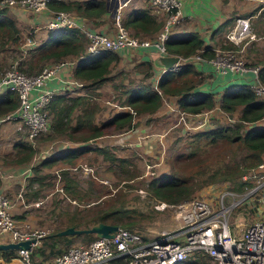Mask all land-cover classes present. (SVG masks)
Here are the masks:
<instances>
[{
	"label": "trees",
	"instance_id": "obj_1",
	"mask_svg": "<svg viewBox=\"0 0 264 264\" xmlns=\"http://www.w3.org/2000/svg\"><path fill=\"white\" fill-rule=\"evenodd\" d=\"M48 5L55 11L73 12L86 18L98 17L105 11L103 0L69 3L49 1ZM5 14L6 9H0V48L16 46L19 42L17 29L13 27L11 20L5 18ZM148 23V17L142 11L133 12V15H130L125 22L120 21L122 26L130 25V28L134 30L140 29ZM154 29H158V25ZM84 44V37L74 29L63 28L54 33L48 32L44 41L40 42L32 52H29L27 63L24 66L21 65L24 68L22 72L33 74L46 64L60 62L70 55L77 56L84 51ZM220 47L232 48L227 45ZM164 48L167 55L177 56L183 60H188L190 56L197 53L204 59L213 56L212 48L203 44V40L196 32H188L179 37H170L165 41ZM119 59L116 53L103 52L84 57L75 64L72 76L80 80L84 93L73 96L56 95L50 99L46 109L50 117L49 132L53 136H62V138L72 142H86L111 132L119 133L130 130L138 124L137 118H145V123L150 121L147 116L153 114L160 107L162 96L175 97L177 109L190 114L210 109L214 104L210 93H199L194 90L197 85L203 82L202 72L197 69L194 62L187 61L175 73L165 72L162 74L157 80L159 90L157 93L151 85L145 83V80L151 77L153 69L158 72L162 68L159 66L154 68L150 61L133 63L132 68L140 74L139 82L126 85L120 80L118 84H115L113 81L117 74L112 75L111 70ZM258 64L260 67L257 69V79L264 85V61H259ZM106 84H110L116 91L115 105L124 108V110L112 114L98 124L95 122L98 105L94 102V97H98L97 90ZM16 106L17 97L13 92L5 90L0 93V116L13 111ZM217 107L228 118L237 111V117L228 126H216L206 131L193 132L187 135L186 140L183 139L182 143L188 142L187 146L183 145V149L188 148L187 152L183 153L182 149L176 154V150L168 147L167 153L172 155L170 151L175 152L174 161L180 162L183 157H191L194 150H197L202 144L212 147L225 144L228 145L229 156L225 160L218 161L215 166L203 165L198 168L201 162L199 161L194 165L198 169L187 175H175L173 172L175 168L172 167L170 173L151 178L146 183V193L156 201L168 205H177L190 200L196 189L206 185H216V183L226 185L232 191L240 192L244 184L240 181V176L254 168L264 158V125L252 126L246 130V124H253L264 119V101L259 99L249 89L248 85L233 84L223 88ZM108 130L111 131L107 132ZM12 148L14 153L11 163L13 165L27 164L34 154L32 146L20 138L14 142ZM82 151H92L110 163L116 160L109 149L102 147L91 148L86 146L79 150L65 151L50 158L41 159L39 165L31 167L34 176L29 179L28 187L42 180L41 177L37 176L39 167H51L60 163L70 165L80 153L82 154ZM117 160L122 168L126 162L125 159L117 158ZM168 160L169 158L165 157V161ZM131 177V174H127V179L124 180H130ZM60 178L63 181L60 190L64 196L70 201H78V191L75 189L77 185L67 170L60 172ZM99 199L96 197L94 203ZM94 203L93 206L99 202ZM86 204L77 202L76 205L79 207V205ZM97 211L100 209L95 212L92 210V213L88 215L89 219H84L82 216H77L75 219L71 218L64 226L56 228L39 239V245L30 252V260L44 262L61 254L75 241L88 243L95 239L92 234L55 235L57 231L67 227L86 229L101 222L115 225L118 228L123 227L127 230L133 228L132 222L128 219L131 212L122 207L116 210ZM14 220L16 221L15 218ZM141 238L147 240L144 237ZM0 253L5 259L15 257V250H4ZM35 255L40 260H34ZM182 264L198 263L185 261Z\"/></svg>",
	"mask_w": 264,
	"mask_h": 264
},
{
	"label": "built area",
	"instance_id": "obj_2",
	"mask_svg": "<svg viewBox=\"0 0 264 264\" xmlns=\"http://www.w3.org/2000/svg\"><path fill=\"white\" fill-rule=\"evenodd\" d=\"M49 1L53 0H0V9L30 12L36 16L49 11L50 17L44 24L47 30L75 29L86 40L84 51L75 56L73 61L61 60L44 65L35 74H25L20 70V63L14 62L8 69L0 72V93L7 90L17 97L16 108L0 116V129L3 125L12 123L19 133L18 137L30 145L40 135L50 133V117L46 109L50 99L70 93L74 88H81L80 82L60 78L58 87L47 86L60 67L72 66L84 57L103 52H130L140 47L151 48L159 56L167 55L164 43L170 38V30L182 19V0H148L149 7L154 12L161 13L164 20L155 38L139 39L120 25L116 10L126 0H122V3L121 0H116L118 7L114 15L113 33L108 35L88 29L83 19L76 18L69 12L53 13L48 10ZM252 38L248 18L236 17L224 35V45L232 48H213V56L209 59L200 57L198 53L188 60L178 57L177 63L157 72L151 87L159 93L157 80L162 74L179 71L186 61L204 62L220 74L230 72L241 75L251 71L254 80L248 87L264 101V85L257 79L258 67L246 66L239 54ZM26 45L24 49H19L21 54L27 50ZM174 111L179 115L178 119L182 120V126L189 130L198 126L196 122L200 118L207 122L211 113L219 111V108L214 106L196 114L181 112L177 107H174ZM183 117L187 120L183 121ZM255 125L256 122L246 124V130ZM27 172L28 169L20 176H26ZM240 181L244 183L240 192L232 191L226 185H211L205 187L196 198L170 205L177 213L178 226L159 237L144 240L135 232L117 228L110 238H95L85 245L69 246L61 254L45 262L32 261L29 255L38 240L46 235L42 231L22 230L25 226L20 227L13 218V201L0 192V235H7L9 242L30 239L36 241L28 250L15 251V258L22 264H182L190 256L197 254L213 260L215 264H264V158L241 175ZM23 190L24 185L20 187L16 200L22 201ZM37 205V202L33 203V206ZM167 205L160 204L161 207ZM234 211H238L243 221L231 220ZM236 224L242 225L238 234Z\"/></svg>",
	"mask_w": 264,
	"mask_h": 264
},
{
	"label": "rangeland",
	"instance_id": "obj_3",
	"mask_svg": "<svg viewBox=\"0 0 264 264\" xmlns=\"http://www.w3.org/2000/svg\"><path fill=\"white\" fill-rule=\"evenodd\" d=\"M28 33L29 32L20 36L17 49H14L15 46L11 45L6 46L3 50H0V72L8 69L9 65L14 62L20 63L19 67L21 71L24 69L20 65H25L29 52L25 51L24 54H21L19 49H24L25 45L30 42V40L40 41L38 36L33 39V34L29 35ZM42 35L43 33L41 32L39 36L41 37ZM85 45L86 40L84 47ZM220 45L222 46V44ZM262 55L264 57V48ZM130 63L131 62L128 60H121L112 66V75L117 74L115 80L113 81L115 84H118L120 80L123 81V83H126V85L137 84L139 82L140 79H138V74L131 67ZM156 75L157 73L152 74V83ZM107 86L109 87L104 86V88H102V92L99 97H94V102L98 105V111L95 115V122L98 124L114 114L113 111L115 108L113 106H116L114 103L116 91H114L112 87L110 88V84ZM220 88L221 87L217 88V90L220 91ZM81 91V93H84V90ZM175 101V97L162 96V103L164 104L174 103ZM178 118L179 115L177 112L173 111L170 113L167 120L157 118L158 123L150 126L149 130L152 132H158L159 130L165 128L163 127L165 124H167L166 127H170V130H168L169 134L165 136L167 137V142H163L162 146L158 145V148L155 150H149L150 152L148 153L143 151L141 152V150L135 151L124 145L114 146L110 142L111 139H113L110 136L113 135H110L106 136L102 140L108 144L107 146L112 147L103 148L109 149L113 153L114 157H116L114 162H107L100 155L92 152L90 154L77 157L70 165H65L64 167H68L66 170L69 173V176L77 185L75 189L78 191L77 196H79V200L74 203L71 201L68 202L61 190L56 192V189H60L63 183L60 178V172L63 168L62 164L60 163L54 165V169H49L51 167H41V169L39 167L37 176L41 177L42 180L39 183H34L31 187H28V181L26 179V186L21 196L24 203L40 202V204L39 206L37 205L38 207L36 208L34 206L29 209L31 219H29L28 222L32 225L33 229H30L27 223L22 222L19 223L20 225L25 226L22 230L42 231L45 235H48L56 228L64 226L68 220H71V218L75 219L77 216H82L84 219H89L88 215L92 213V210L93 212L98 209H100V211L108 209L116 210L121 207L131 212V216L128 219L132 222L133 228L130 230L135 231L147 240L159 237L162 233L175 229L178 226L175 208H172L170 205H167V207H161V202L156 201L148 193H146L147 181L151 178L170 173L172 167L175 168L173 171L175 175H187L191 171H195L203 165L215 166L218 161L225 160L229 156L228 145L219 144L212 147L203 146L202 144L201 147L194 150V154L191 157H183L180 162L174 161L173 155L175 152L172 153L170 149L172 148L176 150V154L179 153V150L183 149V145H188V142L182 144L183 139L186 140L187 135L193 133L191 130L186 131L181 128L182 136H179L178 128L176 127L179 123L181 125L182 120ZM144 119L145 118H141L140 121H143ZM186 120L187 119L183 117V121ZM208 121H212L211 124L215 127L216 125H223L222 121L213 115ZM232 122H227L225 125L228 126ZM175 123L176 127H173ZM5 125L13 124L8 123ZM262 125H264L263 120L261 121V126ZM110 131L111 130H108L107 132ZM18 136L19 133L15 131L12 136L7 134L0 141V165L4 168L6 166H11L12 155L14 153L12 146L14 142L19 139L20 136ZM1 137L2 136H0V138ZM58 139L66 138H62V136L56 137L51 133H45L35 139L31 145L34 150V154L30 159V164L32 166L35 164L39 165L41 159L52 155L51 153H53L54 149H56L57 142L60 141ZM172 143L174 144L171 146ZM168 147L170 148L169 151L172 155L167 153ZM6 148H9V150H5ZM182 151L183 153L187 152L188 148L186 147ZM41 155H43V157H41ZM165 157L169 158V160L165 161ZM117 158L125 159L126 162L122 168ZM199 161H201L199 163L200 166L198 168L194 167V165ZM3 167L0 168V171H4ZM127 174L132 175L130 180H124L127 179ZM1 176L9 177L10 175L3 174ZM221 185L223 184L216 183V185L213 186ZM205 187H207V185L200 189H196V191L192 194L191 199L198 197ZM17 191L18 190H16V193ZM3 195L9 197L6 193H3ZM96 197L100 198L95 201L96 203H99L93 206L92 204L94 203ZM226 201L227 199L225 198L224 202ZM77 202L87 204L79 205V207H77ZM87 205L91 207L86 208L85 206ZM34 211H38V214H33ZM231 220H234L235 222L240 220L243 221V219H241V215L238 214V211H234L232 213ZM231 232H233L232 228ZM85 244L87 243L75 241L70 246ZM194 261L198 264H215L213 260L200 254L190 256L186 262Z\"/></svg>",
	"mask_w": 264,
	"mask_h": 264
},
{
	"label": "crops",
	"instance_id": "obj_4",
	"mask_svg": "<svg viewBox=\"0 0 264 264\" xmlns=\"http://www.w3.org/2000/svg\"><path fill=\"white\" fill-rule=\"evenodd\" d=\"M58 1L69 3V2H82L85 0H58ZM103 1L105 2V11L103 14H101L98 17L86 18L79 16L73 12H69V13L74 15L76 18L78 17L80 19H83L85 26L88 27V29L93 30L95 32L106 33L108 35H111L113 33V24L115 19L113 2L110 3L111 0H103ZM48 10L52 11L53 13L56 12L49 5H48ZM136 11H142L148 17L149 23L144 25L142 28L135 30L131 29L130 25L123 27L132 36H135L139 39L155 38V36L157 35V33L159 32L162 26L164 16L161 13L154 12L149 7L148 0H126L124 4H122L116 10V15L119 17L120 21L125 22L126 19L130 15H133V12ZM181 14H182L181 22L170 30V37H179L188 32H196L203 40V44L209 45L210 48L212 49L220 47L221 43L222 45H224L225 42L224 35L227 32V30L232 26L233 20L236 17H241V16L247 17L250 23V30L253 38L248 42L246 46H244L243 50L239 52V54L243 58L246 66L248 67H260L258 62L262 60L264 61V57L262 55L264 48L263 45L264 44V0H182ZM49 17H50L49 11H43L36 16L30 12H19L14 9H8L6 10V14H5V18L11 20L13 27L17 29L19 38L21 35L27 32H29L28 33L29 35L33 34L32 35L33 39L34 37L36 38L37 36L40 38V41L30 40V42L27 43L26 51L28 52H32L40 42L44 41L48 32H53V33L56 32V31H49L44 27V24ZM156 25H158V29L155 30L154 27ZM41 32L43 33V35L40 37L39 34ZM4 48H6V46ZM4 48H0V50H3ZM15 48L17 49V45L14 47V49ZM116 54L120 58L119 61L121 60L130 61L131 67H133V63H138L141 61H150L152 66L156 68L157 66L154 65V61L159 56L153 49L144 48V47L131 50L129 53L120 50L116 52ZM74 58L75 56L70 55L65 57L63 60L73 61ZM75 64L72 66L60 67L59 70L56 72L55 76L53 77V79L47 83V86H49L50 88L58 87L60 85V83L58 82V78L70 79L73 81L80 82V80L72 76V71ZM196 67L198 70L202 72L203 82L197 85L194 90L199 93L211 94L212 99L214 101V104L211 108H213L214 106H218L219 96L223 88H225L226 86L233 84L249 85L254 80V74L251 71H247L245 74H241V75L233 74L230 72H225L223 74H220L214 72L210 67V65L204 62L203 63L197 62ZM154 73H157L155 69L152 70V74ZM139 77L140 74H138V78ZM150 78L151 77L146 79L145 83L151 85L152 78L151 81ZM107 85L109 84H106L104 86L109 87ZM104 86H101L97 90L98 97L101 95L102 88H104ZM219 87H221L220 91L217 90V88ZM81 90L82 87L79 89L74 88L72 89V92L67 93L66 95L69 96L82 95L83 93H81L82 92ZM113 107L115 108L113 113H117L124 110V108H120L118 106H113ZM174 107L176 108L175 102L168 104L161 103L160 107L153 114L147 116L150 118L149 122L145 123L144 120L140 121L139 120L140 118L139 119L137 118L136 120L139 121L138 124L130 130H124L119 133L105 134L97 138L88 140L86 142H72L67 139H58L60 141L57 142L56 149H54V152L51 153L52 155H50L49 157L46 156L42 160L46 158H50L54 155L61 154L65 151L79 150L86 146L91 148L112 147V146H107L108 144L102 140L106 136H110V135H113L110 136L113 138L111 139L110 142L114 146L124 145L132 148L135 151L141 150V152L143 151L145 153H148L150 152L149 150H155L156 148H158V145L162 146L163 142H167V137L165 136L169 134L168 130H170V127L169 126H168L169 128L166 127L167 124H165L163 126L165 128L159 130L158 132L157 131L152 132L149 130L150 126L155 123H158L157 118H162L161 120H167L170 113L174 111ZM212 115L216 118H219L220 121H222V124L225 125L227 122H231V120H234L237 117V111L231 115L230 117L231 119L228 118L226 114L222 113L220 110L212 112L209 119L211 118ZM208 120L206 122L200 118V120L196 122V125L198 126H193L189 130L193 132H201L214 128L215 126L211 124L212 121H208ZM261 121L262 120L257 121L255 126H261ZM173 127H176V123L174 124ZM176 128H178V135L182 136L181 128L183 129L185 128L182 126V124L180 125V123ZM14 132H15V128L13 125H3L0 129V136H2L0 138V141L7 134H10L12 136ZM5 150H9V148H6ZM90 153H92V151H82V154L80 153L78 157ZM41 157H43V155H41ZM36 165L37 164L32 166L30 164V161L24 165H13L11 163V166H6L5 168L2 165H0V168L3 167L4 170V171H0V192L6 193L7 196H9V198L13 201L14 206L12 208V213L14 214V218L16 219L17 223L19 224L25 222L27 223L30 229H33V227L28 222L29 219H31L29 209L34 207L33 206L34 202L32 203L26 202V204H24L23 200L18 201L16 199L20 187L24 185L25 188L26 179L27 181H29V179L34 176V174H32L31 172V167H34ZM62 166H63L62 170L68 169V167H64L65 164H62ZM27 169L28 172L26 176L25 175H23V177L20 176V174L25 172ZM49 169H54V166L53 167L51 166V168ZM3 174L4 175L9 174L10 178L8 176H4V177L1 176ZM16 190H18L17 193ZM59 191L60 189H56V192ZM67 201L70 202V200L68 199ZM39 204L40 202L38 203V206ZM38 206H35V208ZM33 214H38V211H34ZM23 226L24 225H20V227ZM8 242L9 239L7 235H0V244H5ZM38 243L34 247H37L39 245ZM51 259H47V261ZM34 260H40V259L35 255ZM0 264H22V263L15 257L10 259H5L0 253Z\"/></svg>",
	"mask_w": 264,
	"mask_h": 264
},
{
	"label": "water",
	"instance_id": "obj_5",
	"mask_svg": "<svg viewBox=\"0 0 264 264\" xmlns=\"http://www.w3.org/2000/svg\"><path fill=\"white\" fill-rule=\"evenodd\" d=\"M113 2L114 11L118 7L116 0H111L110 3ZM123 1L121 0L120 3ZM109 3V4H110ZM178 57L173 55H162L158 56L154 61L155 66H159L160 68H170V66L174 63L178 62ZM242 225L236 224V234H238L239 229ZM117 226L98 222L89 228L86 229H74L72 227H67L60 231H57L55 235L57 236H72V235H80V234H92L95 238H110L113 236V233L117 230ZM36 241L34 239L26 240V241H18V242H8L5 244H0V251L4 250H28L31 244H34Z\"/></svg>",
	"mask_w": 264,
	"mask_h": 264
}]
</instances>
